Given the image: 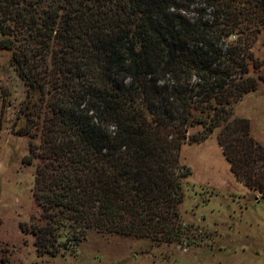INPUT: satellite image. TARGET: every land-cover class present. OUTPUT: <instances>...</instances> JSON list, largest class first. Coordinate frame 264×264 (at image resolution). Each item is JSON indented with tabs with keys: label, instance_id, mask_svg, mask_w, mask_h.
<instances>
[{
	"label": "trees",
	"instance_id": "16d2710c",
	"mask_svg": "<svg viewBox=\"0 0 264 264\" xmlns=\"http://www.w3.org/2000/svg\"><path fill=\"white\" fill-rule=\"evenodd\" d=\"M263 36L264 0H0L39 207L21 228L39 256L75 252L91 232L180 241L191 127L220 130L236 178L264 190V147L234 112L264 82Z\"/></svg>",
	"mask_w": 264,
	"mask_h": 264
},
{
	"label": "rangeland",
	"instance_id": "374dc122",
	"mask_svg": "<svg viewBox=\"0 0 264 264\" xmlns=\"http://www.w3.org/2000/svg\"><path fill=\"white\" fill-rule=\"evenodd\" d=\"M254 51L264 59V36ZM256 74L264 77V68ZM0 87L10 92L4 101L0 97V264H264V190L239 181L226 157L231 149L219 140L220 130L200 126L179 134L180 162L191 170L182 179L177 205L180 241L91 232L75 252L39 256L34 238L21 228L39 214L33 196L35 166L25 164L29 139L13 130L15 122L21 123L17 114L26 89L9 55L1 51ZM234 112L248 120L264 147V82L242 97ZM259 179L264 185V174Z\"/></svg>",
	"mask_w": 264,
	"mask_h": 264
}]
</instances>
